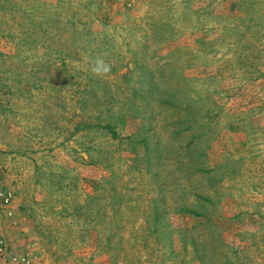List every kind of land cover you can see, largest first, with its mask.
<instances>
[{
    "label": "rangeland",
    "instance_id": "obj_1",
    "mask_svg": "<svg viewBox=\"0 0 264 264\" xmlns=\"http://www.w3.org/2000/svg\"><path fill=\"white\" fill-rule=\"evenodd\" d=\"M0 164V264H264V0H0Z\"/></svg>",
    "mask_w": 264,
    "mask_h": 264
},
{
    "label": "built area",
    "instance_id": "obj_2",
    "mask_svg": "<svg viewBox=\"0 0 264 264\" xmlns=\"http://www.w3.org/2000/svg\"><path fill=\"white\" fill-rule=\"evenodd\" d=\"M1 175H2V165L0 164V179H1ZM10 198H11L10 194L9 195L3 194L0 187V200H2L3 203L8 204ZM4 244H5L4 239L0 235V252L2 250V247H4ZM11 264H39V262L34 258L28 257L26 255H21V256L13 257Z\"/></svg>",
    "mask_w": 264,
    "mask_h": 264
},
{
    "label": "clouds",
    "instance_id": "obj_3",
    "mask_svg": "<svg viewBox=\"0 0 264 264\" xmlns=\"http://www.w3.org/2000/svg\"><path fill=\"white\" fill-rule=\"evenodd\" d=\"M89 70L96 76H104L111 71L110 63L103 56L92 57L88 60Z\"/></svg>",
    "mask_w": 264,
    "mask_h": 264
}]
</instances>
